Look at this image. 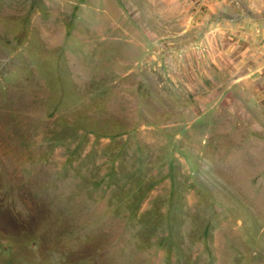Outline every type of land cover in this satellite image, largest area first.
Masks as SVG:
<instances>
[{
  "label": "rangeland",
  "instance_id": "rangeland-1",
  "mask_svg": "<svg viewBox=\"0 0 264 264\" xmlns=\"http://www.w3.org/2000/svg\"><path fill=\"white\" fill-rule=\"evenodd\" d=\"M0 264H264V0H0Z\"/></svg>",
  "mask_w": 264,
  "mask_h": 264
}]
</instances>
